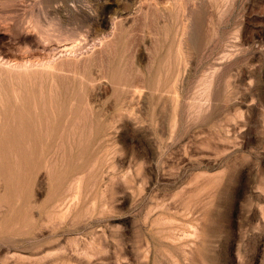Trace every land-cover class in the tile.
Returning <instances> with one entry per match:
<instances>
[{
	"label": "rangeland",
	"instance_id": "1",
	"mask_svg": "<svg viewBox=\"0 0 264 264\" xmlns=\"http://www.w3.org/2000/svg\"><path fill=\"white\" fill-rule=\"evenodd\" d=\"M0 264H264V0H0Z\"/></svg>",
	"mask_w": 264,
	"mask_h": 264
},
{
	"label": "bare ground",
	"instance_id": "2",
	"mask_svg": "<svg viewBox=\"0 0 264 264\" xmlns=\"http://www.w3.org/2000/svg\"><path fill=\"white\" fill-rule=\"evenodd\" d=\"M53 59V58H52ZM24 62V61H23ZM39 62V61H38ZM45 62V61H44ZM28 63H29V61H28ZM11 64V63H10ZM13 64V63H12ZM22 64V63H21ZM26 64V63H25ZM25 64H24V68H25ZM51 64V63H50ZM54 64V63H53ZM55 64H56V62H55ZM55 64H54V66H55ZM17 65H18V63H17ZM20 65V64H19ZM35 65V64H34ZM47 65V64H46ZM49 65V64H48ZM23 66V65H22ZM29 66V65H28ZM27 66V64H26V67H28ZM40 66H42V65H40ZM50 66V65H49ZM10 67V66H9ZM14 67V66H13ZM13 67H11L12 69H13ZM46 67V66H45ZM19 68H20V66H19ZM23 68V67H22ZM37 68V67H36ZM41 68V67H40ZM44 68V67H43ZM49 68V67H48ZM47 68V69H48ZM30 69V68H29ZM51 69H53V67L51 68ZM55 69V68H54ZM15 70H16V68H15ZM46 70V69H45ZM21 71V70H20ZM19 71V72H20ZM31 71V70H30ZM43 71V70H42ZM24 72H26V70L24 71ZM29 72V71H28Z\"/></svg>",
	"mask_w": 264,
	"mask_h": 264
}]
</instances>
